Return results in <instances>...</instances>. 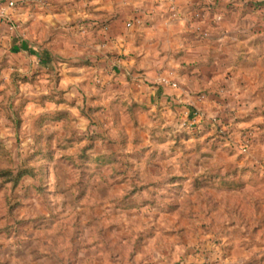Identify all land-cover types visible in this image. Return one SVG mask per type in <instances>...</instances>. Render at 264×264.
<instances>
[{"label": "rangeland", "instance_id": "rangeland-1", "mask_svg": "<svg viewBox=\"0 0 264 264\" xmlns=\"http://www.w3.org/2000/svg\"><path fill=\"white\" fill-rule=\"evenodd\" d=\"M70 4L30 0L0 27V264H264V0L191 9L186 100L111 56L100 77L72 27L109 21ZM134 13L128 30L149 25ZM53 40L83 65L39 62Z\"/></svg>", "mask_w": 264, "mask_h": 264}, {"label": "crops", "instance_id": "crops-1", "mask_svg": "<svg viewBox=\"0 0 264 264\" xmlns=\"http://www.w3.org/2000/svg\"><path fill=\"white\" fill-rule=\"evenodd\" d=\"M10 1H16L17 7L14 9H7L8 12V22L1 18L0 27H4L5 32L10 34H15V29L10 27V19L16 22L19 19L25 17L26 10L23 7L27 5L30 0H0V12L6 8ZM49 1V0H41ZM70 1L71 5L75 3H91L94 8L93 12L97 13L100 18L108 20L107 23L108 31L104 32L101 23H95L97 26L96 30H93L89 23H83L81 26L76 24L72 28H77V32L82 35L81 44H73L75 47L81 49L85 55L90 56L87 59L95 61V69L97 74L99 72L100 77H102L101 72H104V65H107L110 61L108 57L111 56L113 60L112 64L115 70L125 69L124 66L131 69L134 73H140L142 76L138 81V87L144 93L146 90L150 93H154V89L162 94L174 93L181 100H186L192 98V92L194 90L193 77L194 75H185L189 70L182 63L186 60H182L180 56V51H190V47L195 44L193 42V21L191 17V9H194L195 5L199 3V0H65ZM205 1V0H203ZM175 2L177 5H184L189 8L186 10L183 20H177L172 23L166 22V17L170 14L169 5ZM38 6V5H37ZM207 8V7H204ZM68 9H65L67 11ZM81 7H75L73 12H63L62 14L74 16L79 13L80 18L82 16H90V13L82 11ZM136 10L134 15L142 13L144 17L149 19V25L146 27L139 28L138 31L133 29L128 30L125 26V22L128 20L130 13ZM56 15V14H55ZM12 20V21H13ZM10 21V22H9ZM6 36V35H5ZM11 43L12 49L16 51H21V46L24 43L20 41H15ZM54 40L49 41L50 52H35L37 59L41 63H49L52 66L56 64H63L66 69L68 67L71 69L81 67L82 61L75 54L71 52L67 53L65 50L60 49L54 45ZM39 48V46H36ZM64 48H68L67 43ZM71 48L73 46L71 45ZM40 49V48H39ZM124 54V56L122 55ZM187 54V53H186ZM53 55V58H52ZM59 55V56H58ZM64 55V56H63ZM125 55H128L127 57ZM61 61L64 63H61ZM106 63V64H105ZM110 64V63H109ZM174 68L177 72L176 79L180 82V89H172L169 85H162L160 83L157 87H151L150 84H146L145 80L148 78H153L155 82L157 81V73H161L168 68ZM186 68V69H185ZM100 70V71H99ZM96 74V75H97ZM197 78V77H196ZM119 79V78H118ZM117 93H115V96ZM121 95V94H120ZM192 95V96H191ZM151 96V95H150ZM122 98V96H119ZM150 106V104L148 105ZM147 106V107H148Z\"/></svg>", "mask_w": 264, "mask_h": 264}, {"label": "built area", "instance_id": "built-area-1", "mask_svg": "<svg viewBox=\"0 0 264 264\" xmlns=\"http://www.w3.org/2000/svg\"><path fill=\"white\" fill-rule=\"evenodd\" d=\"M17 2L16 1H10L6 8L3 9L1 12H0V19L1 18H4L7 22H8V15H7V9H14L17 7ZM177 13L175 11V9L173 8V16H176ZM10 22V21H9ZM142 23V19L140 17H135L131 22H130V25L131 26H134L136 24H141ZM10 27L12 29H17V26L13 25L11 22H10ZM162 83H165L167 85H171L173 87H177L178 83L175 79V76H174V73H170L167 77H164L162 78L161 80Z\"/></svg>", "mask_w": 264, "mask_h": 264}]
</instances>
